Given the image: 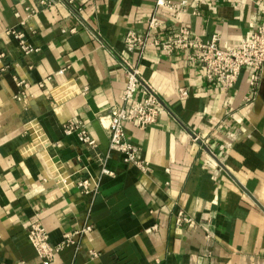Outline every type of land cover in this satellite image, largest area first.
Returning <instances> with one entry per match:
<instances>
[{"label":"crops","instance_id":"0c3cea01","mask_svg":"<svg viewBox=\"0 0 264 264\" xmlns=\"http://www.w3.org/2000/svg\"><path fill=\"white\" fill-rule=\"evenodd\" d=\"M76 1L84 25L61 3L0 0V264L37 259L34 220L52 244L93 226L51 264H264V65L255 84L244 68L224 89L190 52L148 47L139 57L123 43L155 14L161 36L186 26L233 46L257 28L264 0H186L177 13L155 0ZM120 54L162 100L154 124L125 126L144 171L108 148L109 108L126 81ZM16 78L28 84L19 98ZM69 121H82L96 147L65 134ZM85 177L95 193L76 187ZM178 211L192 221L177 224Z\"/></svg>","mask_w":264,"mask_h":264},{"label":"built area","instance_id":"2783aa9c","mask_svg":"<svg viewBox=\"0 0 264 264\" xmlns=\"http://www.w3.org/2000/svg\"><path fill=\"white\" fill-rule=\"evenodd\" d=\"M35 1L43 8H50L57 3L64 4L82 25L85 24L84 6L76 0ZM186 5V0H155L156 8L162 7L172 13L183 11ZM160 28L161 23L158 17L153 14L146 20L145 31L140 33L128 30L123 37L126 52H134L139 57L148 47H158L166 53L190 52L189 58L201 65L206 80L216 81L224 89H231L235 85L244 68L250 70L251 84H255L258 80L264 65V17L257 28L244 36L237 44L224 47L220 45L217 33L207 40H201L194 36L186 26L171 28L165 33V36L159 35ZM71 31H74V28ZM6 33L12 34L18 40L19 46L24 52L36 50L23 39L21 32L8 29ZM118 61L125 71L126 81L121 101L109 108L108 148L110 151L121 154L124 162L135 164L144 171L147 163L140 157L138 147L127 140L125 126L130 123L136 128L144 130L154 124L162 107V100L157 92L142 79L139 68L134 62L121 54L118 55ZM15 82L20 90L14 97L19 98L25 93L28 84L18 78L15 79ZM180 93L183 96L186 91L182 90ZM63 130L65 134L76 133L79 140L90 148H95L97 145L96 140L90 135L82 121L66 122L63 125ZM193 140H198V137L193 136ZM100 171L101 174H113L105 166H102ZM75 185L82 193L97 191V185L92 186L90 177L79 179ZM174 220L177 224H181L192 221V218L182 211H178ZM92 227L91 224H84L81 228L65 232L59 243L52 244L46 228L39 220H34L29 225L27 237L36 252L37 259L33 262L17 260L9 264H51L56 252L68 245L76 244L83 234L92 230Z\"/></svg>","mask_w":264,"mask_h":264}]
</instances>
